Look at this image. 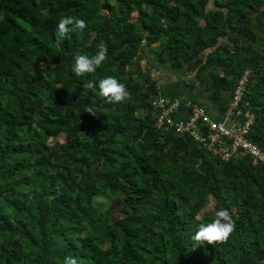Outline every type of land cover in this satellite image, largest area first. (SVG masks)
Masks as SVG:
<instances>
[{"label": "trees", "instance_id": "16d2710c", "mask_svg": "<svg viewBox=\"0 0 264 264\" xmlns=\"http://www.w3.org/2000/svg\"><path fill=\"white\" fill-rule=\"evenodd\" d=\"M65 16L87 27L61 38ZM101 42L107 59L77 76L74 57ZM145 47L208 72L222 113L249 71L239 107L264 153V0H0V264H264V160L157 129ZM107 76L125 101L99 94ZM220 208L233 232L198 244Z\"/></svg>", "mask_w": 264, "mask_h": 264}, {"label": "built area", "instance_id": "2783aa9c", "mask_svg": "<svg viewBox=\"0 0 264 264\" xmlns=\"http://www.w3.org/2000/svg\"><path fill=\"white\" fill-rule=\"evenodd\" d=\"M248 76L249 71L245 70L237 78L232 101L225 113L226 119H211L203 108L191 102L187 104L188 115L181 118L177 115L179 101L157 94L151 100V108L155 112V126L157 129L166 126L173 128L175 132L187 133L222 160L250 156L263 161V151L248 136L254 114L249 111L242 112L239 107Z\"/></svg>", "mask_w": 264, "mask_h": 264}, {"label": "clouds", "instance_id": "9594fccd", "mask_svg": "<svg viewBox=\"0 0 264 264\" xmlns=\"http://www.w3.org/2000/svg\"><path fill=\"white\" fill-rule=\"evenodd\" d=\"M86 27L87 23L83 18H72L69 16L61 18L57 24L59 35L63 39L70 38L77 30L83 32ZM107 57L108 48L103 42H101L98 45V51H96L94 55L77 54L74 57L72 71L77 76H82L86 73H93L102 65ZM95 84L99 89V94L107 98L110 102H123L130 95L126 85L115 76L104 77L95 82ZM93 86V82L90 81L88 87L91 88ZM157 94L158 92L152 95L150 100H152ZM87 111L95 114L91 108L87 109ZM197 143L204 147L201 143ZM234 228L235 221L232 218L230 211L227 208H220L215 212V217L213 219L198 225L193 239L197 241L198 244H203L204 242L213 244L215 241L227 240ZM64 264H79V260L75 256L68 255L64 257Z\"/></svg>", "mask_w": 264, "mask_h": 264}, {"label": "crops", "instance_id": "0c3cea01", "mask_svg": "<svg viewBox=\"0 0 264 264\" xmlns=\"http://www.w3.org/2000/svg\"><path fill=\"white\" fill-rule=\"evenodd\" d=\"M154 53L153 51H151ZM156 58L158 59L157 55L154 53ZM160 63L165 64L162 66L164 69L161 70V77H159V73L157 75L156 80L154 81L156 86L158 87V94H161L163 96H166L168 98L172 99H177L180 103V108L178 110L177 115L179 117L184 118L188 115L189 112V107L188 103L191 102L205 110V112L208 114V116L211 119L214 120H222L226 119V110L229 106L226 105V109L224 113H222L223 110L222 107L227 99H230L228 96V92L226 91H221V96L218 98H213L211 95V88L208 83L209 76L208 72L200 73L198 74V67H193L190 68V65L188 63H184L181 66H176L171 63V61H162L159 60ZM170 68H167V66ZM147 74V72L145 73ZM179 74L181 75L185 81L184 83L189 85V87L182 88L185 93H180L178 94L176 89H171L169 92L168 91H163L162 87L163 86H169L168 87H175L174 83L175 80H177V77L173 78L172 75ZM148 75V74H147ZM193 96V99H192ZM231 97V96H230Z\"/></svg>", "mask_w": 264, "mask_h": 264}, {"label": "rangeland", "instance_id": "374dc122", "mask_svg": "<svg viewBox=\"0 0 264 264\" xmlns=\"http://www.w3.org/2000/svg\"><path fill=\"white\" fill-rule=\"evenodd\" d=\"M211 4L212 3H210V5ZM141 55L143 58L141 61V71L147 72V74L149 75V77L152 81L156 80L158 73H159V77H161L162 76L161 70L164 69L162 66H164L165 64L160 63L158 61V59L156 58V56L154 55V53H152L150 51V49L147 47H145L143 49V51L141 52ZM167 68H170V67L167 66ZM172 76H173V78L177 77V80H175V83H174L175 87H168L169 86V84H168V86H163L162 90L169 92L171 89H176L178 94H180V93L188 94L187 92H185L182 89V88L186 89V87H189V85L184 83L185 79L179 74H175V75L173 74ZM192 99H193V96H192ZM59 140H63V138L60 137ZM97 203H98V206L103 207V205L105 204V199L99 198V199H97ZM212 206H213V199L210 198L207 206L203 209V211H210ZM104 207H105V205H104Z\"/></svg>", "mask_w": 264, "mask_h": 264}]
</instances>
